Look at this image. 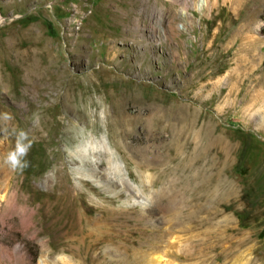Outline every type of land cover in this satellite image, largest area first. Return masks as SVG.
<instances>
[{"label":"rangeland","instance_id":"rangeland-1","mask_svg":"<svg viewBox=\"0 0 264 264\" xmlns=\"http://www.w3.org/2000/svg\"><path fill=\"white\" fill-rule=\"evenodd\" d=\"M198 1L0 0V264H61L37 233L69 219L63 206L91 244L83 264H152V252L172 264H264V0H203L202 11ZM53 95L61 109L48 120ZM173 103L228 149L199 129L177 151L166 134L150 139L152 107ZM53 118L61 133L42 149ZM120 130L162 158L138 165ZM85 133L109 137L130 181L104 153L83 164L100 183L75 179ZM18 138L23 168L6 162Z\"/></svg>","mask_w":264,"mask_h":264},{"label":"bare ground","instance_id":"bare-ground-1","mask_svg":"<svg viewBox=\"0 0 264 264\" xmlns=\"http://www.w3.org/2000/svg\"><path fill=\"white\" fill-rule=\"evenodd\" d=\"M206 5H207L206 2H204L203 0L198 1L195 4L196 9L200 11H202ZM263 79H264V76H263ZM54 87L55 85L53 86V88ZM53 94H58V93H53ZM50 97L54 99L55 106L53 109H51V113H48L47 115H45V118H47L48 120H52V116H55L54 114L61 109V108H58L56 105V104H59L60 96L53 95ZM70 97L71 96H67L68 99ZM42 99H45V98L43 97ZM47 110L49 111V108H47ZM142 110L143 108L137 111L138 114L136 116V119L140 118V115L143 112ZM144 122L147 124L146 125L147 132L150 133V139H153L154 136H159L160 134H163V135L166 134L170 138V141H171L170 145L173 146L174 151L182 149V144L187 142L192 131L195 129H199V130H196L197 135L201 134L202 138L207 143H215L217 144V147L222 148L223 151H225L224 149H228L227 145L224 144L225 142L224 138L218 137V135L215 134V131L213 130L210 124L203 126L202 129L199 127V118L197 115V111L195 109L193 110L190 109L189 111H186V110H183L181 107H179L176 103H173L170 106L154 105L152 107L151 116L148 117L146 120H144ZM125 123L126 122L122 120V122L120 123L111 125L113 127L112 130L116 133L117 131H119L120 127H124ZM52 128H53L52 136H48L47 138L41 139V142L44 145V146L41 145L42 149L43 148L45 149L47 147H50V145L57 143L58 136L61 133L60 121L59 120L55 121L54 127ZM72 132L73 130L71 129L64 132V135L67 137L66 140L68 142L73 140L71 136ZM119 137L121 138L126 148H130V149L133 148L132 152L135 156L144 157L145 161L143 158H141V163L138 165H143L146 167V166L151 165L153 161H155L156 159L162 158L161 154H158V152H156L155 154H149L150 151L147 149V147L137 148L136 146L138 145L139 142L134 140L131 137V134L126 133L124 130H120ZM154 139H158V138H154ZM82 140L83 141H81L77 147V152H76L77 155H75V157L80 160L82 166L73 168L74 174H72V175H75V179L77 181L80 182L84 178H89L93 180L96 184L100 183L99 182L100 179L104 178L103 175H98L95 169H92V171L89 172L88 169L83 168V164L84 165L86 164L90 167L91 162L95 163V161L99 157H101L102 153H104L103 156L106 159V163L109 166L108 170L110 169L116 170L121 176L120 182L122 184H125L126 181H130L126 179L127 177L124 173L125 171H124L123 164L119 162L118 160H116L117 153L119 154V152L116 148L113 147L107 135L95 136L94 134H91V133L90 134L85 133L84 135H82ZM138 140L141 141V138H138ZM170 145L168 146V149L167 147H164V148L167 150V152L173 153L174 151ZM137 169L139 170V173H141V175L147 180V182L151 184L152 183L151 174L149 172H145V170L143 171L139 168ZM105 175H107V173H105ZM107 184L109 187H113L115 190L118 189L115 182L111 180H108ZM67 193L68 192L66 190L63 193H61V196H58L59 197L58 201L60 202L63 197H66ZM14 198L15 196L12 195L11 202H9L10 208L15 207ZM130 199L134 200L133 197H131ZM137 203L140 204L141 202H136V204ZM62 210L65 211L67 215H69V219L66 220V222H60L59 224H57L56 227H53L52 229L43 228V230L41 229L37 233V235L40 236L45 232L49 236L47 241L45 242L46 247L48 248L47 251L51 255L58 252L59 253V257H58L59 263L76 264V262H78L77 264H83L86 262V260H88V258L85 256L88 255L91 244L89 243V241L87 242V240L85 239L86 237H80V238L78 237L79 231L75 228L76 222L73 220V218H70V216L73 217V214H72L73 212L70 211V208L63 206L61 209H59V211H62ZM85 212L83 215H85ZM23 214L25 213L23 212ZM31 214L30 215L25 214L26 220L23 221L22 223V227L24 226L23 228L24 229L26 228V230L35 225V222L31 220L32 219ZM85 220H86V226L87 224L89 225L91 223L89 222L91 220L90 218H85ZM0 223L1 225H6L7 221L5 218L2 217L0 218ZM87 230L91 231V229L89 228ZM75 256L79 258L78 261H75L74 259ZM147 256H149L148 261L152 264H172V262L174 261L170 259V257L165 252L161 256H156L153 252L149 253Z\"/></svg>","mask_w":264,"mask_h":264},{"label":"clouds","instance_id":"clouds-1","mask_svg":"<svg viewBox=\"0 0 264 264\" xmlns=\"http://www.w3.org/2000/svg\"><path fill=\"white\" fill-rule=\"evenodd\" d=\"M23 136V134H21ZM27 147L21 140L18 138L17 145L14 151L10 152L6 157V162L13 168L16 167H26L27 162L23 161L22 158L27 155Z\"/></svg>","mask_w":264,"mask_h":264}]
</instances>
